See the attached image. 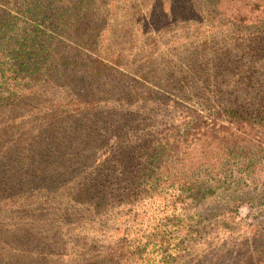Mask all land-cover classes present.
Returning a JSON list of instances; mask_svg holds the SVG:
<instances>
[{
    "label": "trees",
    "instance_id": "16d2710c",
    "mask_svg": "<svg viewBox=\"0 0 264 264\" xmlns=\"http://www.w3.org/2000/svg\"><path fill=\"white\" fill-rule=\"evenodd\" d=\"M120 2L126 36L107 48L108 28L97 30L94 18L109 14V1L0 0V213L14 211L15 220L0 241L20 247L19 264H60L52 256L63 245L58 212L68 198L101 206L108 196L151 192L164 210H192L191 228L211 202L221 222L239 225L240 208L264 191V0ZM153 6L158 24L146 29ZM91 44L101 57L88 54ZM131 56L160 86L194 93L154 91ZM101 100L111 107L113 141L95 159L86 137L99 144L108 133L91 106ZM176 225L188 232L185 217ZM144 242L131 244L134 262L126 251L116 262L142 260ZM84 251L65 264H110L109 245ZM6 257L0 246V263Z\"/></svg>",
    "mask_w": 264,
    "mask_h": 264
},
{
    "label": "rangeland",
    "instance_id": "374dc122",
    "mask_svg": "<svg viewBox=\"0 0 264 264\" xmlns=\"http://www.w3.org/2000/svg\"><path fill=\"white\" fill-rule=\"evenodd\" d=\"M108 1L109 14L106 17L103 14H98L94 18L97 30L102 31L108 28L107 38L105 39L107 48L116 42L121 43L124 40L126 34L123 32L122 21L127 17L124 10H119L120 0H118L117 5L112 2L113 0H106V3ZM156 10L157 8L153 6L154 14L152 16L155 20L154 24L149 26V23H146L143 25L144 28L152 29L156 26L155 24H158L156 20L158 13ZM184 32L189 34L190 30L187 28ZM132 35L134 36V32H132ZM187 40L189 41L188 38ZM131 43L136 44L137 42ZM96 47L98 46L91 44L92 51L86 50L85 46L80 48L87 52L89 51L88 54L95 58L101 57L95 52ZM108 54L106 55L108 56ZM131 57L129 58L131 61L137 59V57L135 59V56ZM137 62L141 66L140 57L136 60ZM109 63L110 60L108 65ZM134 71L133 69L130 72L131 74L128 73L130 77L138 74V72ZM142 72L145 77H148L149 72L144 70L143 67ZM110 77L109 73L104 77L108 89ZM145 84L150 85L154 91L159 90L160 93L173 99L189 94L188 92L194 93V90L189 89L195 88V86L193 88L192 85H189V89L184 87V90L174 91L171 87L160 86V82L153 80L152 77H148V81ZM96 92H98V88L94 91V93ZM80 94H82V99L89 98V96H84L83 93ZM98 95L100 94L98 93ZM137 103H134V105ZM184 103L189 105L187 102ZM91 106L103 117V122H101L102 124L99 127L108 129V133L105 137H101L102 141L99 144L95 139L86 137V140L89 141L88 150L90 155L98 159L105 157L109 144L113 141L112 139L109 140V111L111 107L109 101L105 100L96 101ZM65 112L70 113L71 111L66 109ZM27 119L25 118L24 120ZM38 120L41 121V117ZM80 130L84 129L81 128ZM6 136L4 140L8 143H13V140L17 137V135L10 138H8V135ZM71 151L73 150L71 149ZM258 196H260V200L251 206L243 205L240 208L239 213L242 221L235 226L221 222L220 215L216 212L217 204L214 202L208 203L207 206L202 208V214L199 219L196 222H192L194 224L193 227L196 226L195 233L190 232L193 227H188V224H191V220L188 217L192 214V210L187 209L183 216L179 210L174 212L164 210L160 206V204L164 205L161 202V196L155 193L140 192L130 197H125L124 194H121V196L111 199L108 196V198L103 200L101 206H97L93 202L79 204L70 198L66 201L62 199V206L65 209L58 212V218L59 222H61L59 234L63 245L59 251L60 253L53 254L52 259L57 263L65 264L73 259H78L76 257L85 252V249H93L96 254L101 252L104 246L109 245V253L111 250L110 264H120L121 261L119 263L116 262L117 255L125 251L127 252L126 257L134 262L137 258H132L131 244L133 242L137 243V240L142 238L147 245H145L146 255H143L142 260L135 262L136 264H264V191ZM157 197L160 204L155 201ZM93 210L94 215L88 217L86 212ZM62 211L68 212L66 215H62ZM13 212L10 211L7 215L9 218L4 217V219H2V213H0V231L13 230L15 222L12 216L14 215L12 214ZM171 212L174 213V220H172L175 221L174 226H170L171 221L167 217ZM162 215L166 216V218L160 219ZM182 217H185V228L188 232L183 233L177 228L176 222H181ZM10 240L11 238L3 236L2 242L0 241V246L8 249L9 256L0 264H19L15 255L19 253L20 247L16 248V252L10 249L14 245ZM101 243L104 244L101 245ZM83 244L89 246L82 251L85 246ZM160 247L162 248L161 251L155 250ZM36 253L33 254L35 259H39L43 255L42 251H37Z\"/></svg>",
    "mask_w": 264,
    "mask_h": 264
}]
</instances>
